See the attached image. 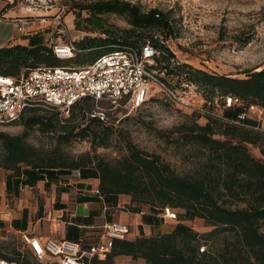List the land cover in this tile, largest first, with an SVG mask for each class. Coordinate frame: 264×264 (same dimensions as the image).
<instances>
[{
	"label": "trees",
	"instance_id": "1",
	"mask_svg": "<svg viewBox=\"0 0 264 264\" xmlns=\"http://www.w3.org/2000/svg\"><path fill=\"white\" fill-rule=\"evenodd\" d=\"M82 11L88 13L86 24L100 36L74 42L80 53L66 60L75 59L76 66L65 65L66 60L55 56L54 46H46L35 36L25 46L0 48V76L17 78L40 65L47 68L85 66L114 51L116 46L149 43L159 52L151 69L155 67L153 71L163 73L164 81L184 80L196 85L202 94L208 93L203 95L205 99L217 95L238 97L246 105L258 106L264 112V67L246 71L244 79H237L176 65L174 54L158 38L167 39L171 35L172 23L165 13L155 8L145 12L129 1L101 0L79 6L77 15ZM105 15L121 17L129 28L109 24L103 18ZM248 42L245 39L243 44ZM40 108H27L19 120L9 124L17 125L23 120L21 135L0 132V169L14 178L6 180V188L11 183L18 186L24 181V185L31 186L46 177H78L93 171L99 181L97 195L101 199L116 203L118 197H128L130 213L139 214L142 206L161 214L168 209L175 220L200 219L211 228L198 233L178 224L167 234L114 240L105 259L94 260L93 264H114L116 257L142 260L144 264H264V232L260 229L264 222V132L189 110L190 121L176 128V141L193 146L197 157L190 172L178 174L159 155L139 149L123 136L121 148L125 154L120 158L107 160L96 153L98 148H110L116 131L121 133L116 127L121 122L117 114L122 107L107 114L105 121L89 117L95 108L89 98L76 103L64 120L59 118L57 110L50 109L52 112L44 115ZM241 111L236 109L227 115L233 119ZM25 115L28 117L24 118ZM197 118H204L206 123L197 124ZM244 123L255 126L251 120ZM28 129L54 136L55 148L45 154L38 153L26 141ZM73 140L90 143L92 150L77 157L67 156L61 146ZM249 146L258 148L261 158L253 157ZM173 210L181 212L176 214ZM6 249L8 254L0 256V261L32 264L19 261L21 252L17 248Z\"/></svg>",
	"mask_w": 264,
	"mask_h": 264
},
{
	"label": "rangeland",
	"instance_id": "2",
	"mask_svg": "<svg viewBox=\"0 0 264 264\" xmlns=\"http://www.w3.org/2000/svg\"><path fill=\"white\" fill-rule=\"evenodd\" d=\"M101 0H37L43 8H31L20 0H0L1 11L11 10V16H16L27 21L24 26L23 38L39 36L46 46H61L69 41L77 44L85 37L100 36L85 22L88 13L82 11L78 16L79 6ZM136 4L141 10L147 12L150 9H158L165 13L172 23V33L167 39L158 37L167 49L175 56L179 64L205 71L210 74L225 75L237 79H244L246 71H259L264 67V0H125ZM48 7L49 9H45ZM62 11L59 24L53 21ZM10 16V17H11ZM109 24L120 29L129 28L121 17L117 15L103 16ZM248 39L246 44L244 40ZM65 65L77 64L75 59L66 60ZM45 67V65H40ZM76 66V65H74ZM157 68L153 67L152 70ZM153 97L148 103L137 110H132L128 105L117 114L121 122L113 137L112 146L108 149L98 148L96 153L107 159L113 160L125 154L121 148V136L128 138L139 149L159 155L165 162L178 173L184 174L191 171L197 155L193 146H183L178 140L176 128L184 122L190 121L191 112L185 108H179L170 103L155 84H150ZM208 93H203V95ZM104 101L98 103V107H105ZM93 108V107H92ZM41 114L48 115L52 110L40 108ZM111 112H108V114ZM70 114H60V119L68 118ZM230 118L229 115L226 114ZM28 116L25 115L24 118ZM196 116H194L195 118ZM193 118V119H194ZM23 122V120L21 121ZM21 122L17 125L0 126V132L10 135H21L24 132ZM197 124L204 125V118H197ZM26 141L36 148L38 153L45 154L55 148V137L44 135L36 129H28ZM251 155L261 158L258 148L249 146ZM61 150L69 157H77L80 154L90 152V143L73 140L67 145H62ZM13 181L9 172L0 169V256L8 254L9 247H15L21 252L19 261H28L36 264L33 256L27 252L21 234L7 232L10 223L15 217H20L21 210L26 209L29 227L36 230L35 234L47 238L58 239L53 231V225L62 224L66 216L59 219H43L53 207L52 193L42 194L38 189L24 187V181L20 185H13L10 190H5L6 180ZM63 184L64 181H61ZM75 186V185H72ZM66 188H71L67 186ZM118 199L120 206L116 208ZM52 202V203H51ZM105 211V219L101 218L95 223L115 221L126 225L130 229L128 239H135L136 216L128 211V197L120 196L116 203L107 199H101ZM38 208H40L39 211ZM141 211L148 210V206H142ZM174 213L181 211L173 210ZM68 219V217H67ZM40 220V221H39ZM162 220V219H161ZM168 220V219H167ZM173 225L183 224L198 233H205L211 228L206 227L200 219L193 221L174 220ZM32 228V230H33ZM260 229L264 232V222ZM141 230V229H140ZM157 225L152 227V235L158 233ZM62 235L73 234L72 228L65 227ZM99 229L94 234L97 236ZM142 235V232L140 233ZM147 235H149L147 233ZM77 237H79L77 235ZM71 239V238H67ZM96 242V241H94ZM93 243V241H92ZM116 262V263H115ZM115 264H143L140 260L133 261L128 257L116 259Z\"/></svg>",
	"mask_w": 264,
	"mask_h": 264
},
{
	"label": "built area",
	"instance_id": "3",
	"mask_svg": "<svg viewBox=\"0 0 264 264\" xmlns=\"http://www.w3.org/2000/svg\"><path fill=\"white\" fill-rule=\"evenodd\" d=\"M31 8H43L37 0H20ZM45 9H49L45 7ZM62 11L53 18L59 24ZM14 26L24 30L28 23L16 18ZM110 53L104 54L92 63L80 67H39L17 78L0 76V126L16 122L22 113L31 107H43L68 114L70 109L84 98L94 101L95 108L89 117L105 121L108 112L127 105L138 109L153 96L150 84H155L172 103L180 108L197 112L204 117L237 125L246 129L263 132L260 121L263 110L233 96L217 95L204 98L202 92L193 83L180 80L164 81L163 73L151 69L159 52L149 43L141 46H116ZM57 58H73L80 50L74 42L54 46ZM176 65L179 63L174 61ZM100 101L106 106L99 108ZM242 109L236 118L226 116L227 112ZM246 120L255 122V126L245 124ZM78 176V173L76 172ZM103 211L106 207L103 205ZM163 216L175 220L168 209ZM101 235L96 243L83 245L81 242L66 239L49 238L42 241L38 237L22 235L25 247L30 251L36 264H93L102 262L112 248L114 240H126L130 229L115 221L102 225ZM202 251V249H201ZM0 264H16L0 261Z\"/></svg>",
	"mask_w": 264,
	"mask_h": 264
},
{
	"label": "crops",
	"instance_id": "4",
	"mask_svg": "<svg viewBox=\"0 0 264 264\" xmlns=\"http://www.w3.org/2000/svg\"><path fill=\"white\" fill-rule=\"evenodd\" d=\"M11 12L13 11H1L0 8V48L14 45L25 46L28 44V41L31 38L21 39L23 35L27 34L24 33V30L18 29L14 26L13 20L19 17L11 16ZM229 113L233 114L234 111H230ZM260 126L262 131L264 132V115L261 118ZM61 181H64V183L62 184ZM98 184L99 181L95 173L93 171H90L89 173L83 172L82 175L78 177H71V175H56L52 178L46 177L42 181H36L35 183H32L31 186L24 185V187L28 189H38L39 194H45L46 192H48V194L52 193V200L54 203L53 207L56 208L54 210L51 207L48 211L47 217L45 216V218H41L40 220H49V218H53V220H56L62 217V215L66 216V220L64 223H59L58 225L55 224L52 226L53 231H60L59 233H57V237H59L58 239H66L69 241L81 242L83 245H89L96 243L99 240V236L101 235L102 231V225L107 222L104 221L102 223H95L101 218H106V213L103 211V202H101V198L97 195ZM12 186L13 184L11 183V187ZM67 186H71V188H66ZM11 187H5V190H10ZM82 199H85L87 201L81 202ZM120 202L121 201L118 199V204L115 206L116 208L120 206ZM126 204L128 205L129 202H127ZM39 210L40 208H38L37 211ZM134 216L137 217L135 222L136 229H134V231H137L136 237L153 236L152 227L156 225L158 233L154 236L167 234L175 229V226L172 223L174 220L165 218L161 213L151 211L149 207L147 211H141L139 214H134ZM26 218V209H22L20 217L13 218L10 223V230L6 231H12L21 235L26 234L38 237L42 241L49 239L46 236L35 234L36 230L33 227H29V222ZM64 226L72 228L73 234H71V236L70 234H64L63 237L61 232ZM98 229L99 233L97 236H95V238L93 236H88L90 234H94ZM141 232L142 235L140 234ZM147 233L149 235H147ZM77 235L79 237H77ZM68 237L71 239H67ZM118 258L121 257L114 258L113 262H115ZM140 261L143 262L142 260Z\"/></svg>",
	"mask_w": 264,
	"mask_h": 264
},
{
	"label": "bare ground",
	"instance_id": "5",
	"mask_svg": "<svg viewBox=\"0 0 264 264\" xmlns=\"http://www.w3.org/2000/svg\"><path fill=\"white\" fill-rule=\"evenodd\" d=\"M260 70V69H259Z\"/></svg>",
	"mask_w": 264,
	"mask_h": 264
}]
</instances>
